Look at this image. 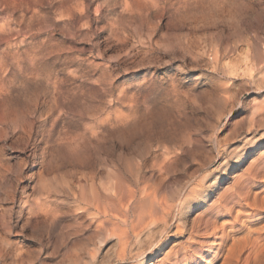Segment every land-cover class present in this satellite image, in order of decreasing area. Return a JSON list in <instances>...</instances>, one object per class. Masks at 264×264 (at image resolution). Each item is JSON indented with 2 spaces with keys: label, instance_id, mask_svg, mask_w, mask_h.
Returning a JSON list of instances; mask_svg holds the SVG:
<instances>
[{
  "label": "rangeland",
  "instance_id": "obj_1",
  "mask_svg": "<svg viewBox=\"0 0 264 264\" xmlns=\"http://www.w3.org/2000/svg\"><path fill=\"white\" fill-rule=\"evenodd\" d=\"M261 152L264 0H0V264H161Z\"/></svg>",
  "mask_w": 264,
  "mask_h": 264
},
{
  "label": "bare ground",
  "instance_id": "obj_2",
  "mask_svg": "<svg viewBox=\"0 0 264 264\" xmlns=\"http://www.w3.org/2000/svg\"><path fill=\"white\" fill-rule=\"evenodd\" d=\"M216 94L218 98H221L222 95ZM144 117L140 123L132 124L130 130L139 131L141 126L148 122V119ZM260 154L255 160H252L253 162L251 161L244 172L238 175L234 185L231 186L232 188L228 190L226 188L227 191L222 193L223 195L220 194L221 197H218V200L204 208L200 216L195 221L193 220L191 228L186 227L182 216L176 219L177 213H173L177 220L176 228L181 236L187 237L181 250L166 254L160 260L161 264H264V225L260 226L264 223V153ZM211 155L205 154L206 157L204 156L202 161L204 165L212 163L215 157L213 158ZM62 160H67V157L63 156ZM202 163L201 165H203ZM134 167L135 165L132 167V172H138L136 170L139 169ZM195 193L196 190L192 189L189 196ZM137 204L147 207L150 205V207L145 211L140 228L134 231L136 237L142 236L141 234L146 231L148 233L146 235L149 237L155 226H162L161 233L167 232L171 227V209H167L162 203H157L147 194L140 197ZM174 216L172 220H174ZM43 220H46V217ZM148 220L149 222H146ZM258 225L259 227H257ZM151 228L153 229L151 230ZM123 240L125 239L123 238ZM122 252L124 251L121 250ZM138 258H142L141 254L138 255Z\"/></svg>",
  "mask_w": 264,
  "mask_h": 264
}]
</instances>
